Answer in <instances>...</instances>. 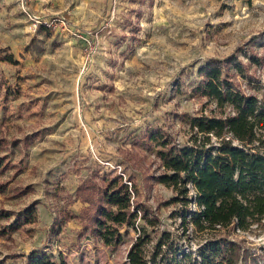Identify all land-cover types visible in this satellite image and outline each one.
Returning <instances> with one entry per match:
<instances>
[{
	"label": "rangeland",
	"instance_id": "1",
	"mask_svg": "<svg viewBox=\"0 0 264 264\" xmlns=\"http://www.w3.org/2000/svg\"><path fill=\"white\" fill-rule=\"evenodd\" d=\"M249 55L264 59V0H0V264L31 251L127 264L135 229L105 246L69 218L86 205L76 188L98 173L134 178L135 201L157 219L147 258L163 233V249L196 256L219 232L190 222L192 186L182 199L153 180L163 169L144 134L159 127L183 143L181 116L211 114L197 91L209 58L234 56L264 84ZM228 235L245 252L237 264H264V220Z\"/></svg>",
	"mask_w": 264,
	"mask_h": 264
},
{
	"label": "trees",
	"instance_id": "2",
	"mask_svg": "<svg viewBox=\"0 0 264 264\" xmlns=\"http://www.w3.org/2000/svg\"><path fill=\"white\" fill-rule=\"evenodd\" d=\"M248 60L259 66L264 62L252 55ZM229 69L253 91L241 90L236 73ZM197 74L202 79L199 95L214 104L211 114L181 116L190 130L183 143L159 127L148 129L144 137L154 146L163 169L153 180L183 195L182 199L188 185L192 186L198 209L191 213L190 222L197 231H216L219 236L207 240L193 257L179 250L169 252L170 247L163 249L167 242L163 233L147 258L144 246L150 235L146 227H154L157 219L146 205L135 201L134 178L126 181L122 175L98 173L76 188V196L86 205L69 218L80 219L78 235L90 232L105 246L120 243L121 229H135L127 264H237L245 252L229 231L245 232L264 220V84L251 80L234 56L209 58L199 65ZM178 195L171 201H178ZM25 264L67 263L31 251L25 255Z\"/></svg>",
	"mask_w": 264,
	"mask_h": 264
},
{
	"label": "crops",
	"instance_id": "3",
	"mask_svg": "<svg viewBox=\"0 0 264 264\" xmlns=\"http://www.w3.org/2000/svg\"><path fill=\"white\" fill-rule=\"evenodd\" d=\"M27 253H25V255H26ZM23 259H25V257H23Z\"/></svg>",
	"mask_w": 264,
	"mask_h": 264
}]
</instances>
